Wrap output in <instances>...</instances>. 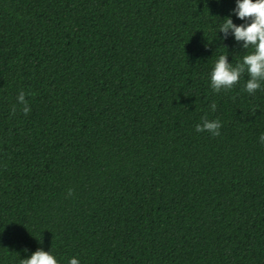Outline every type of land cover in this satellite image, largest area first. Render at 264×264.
<instances>
[{"label":"trees","instance_id":"trees-1","mask_svg":"<svg viewBox=\"0 0 264 264\" xmlns=\"http://www.w3.org/2000/svg\"><path fill=\"white\" fill-rule=\"evenodd\" d=\"M235 7L0 0V264H264V90L210 87Z\"/></svg>","mask_w":264,"mask_h":264},{"label":"clouds","instance_id":"clouds-1","mask_svg":"<svg viewBox=\"0 0 264 264\" xmlns=\"http://www.w3.org/2000/svg\"><path fill=\"white\" fill-rule=\"evenodd\" d=\"M232 14L244 23L236 25L231 17L224 18L219 32L223 33L225 38L229 35L234 36L236 42H242L243 49H252V51L244 55L242 61L235 65L228 62L227 55H220L210 74V87L214 93L230 92L239 84L241 77L247 74L245 91L250 96H254L258 90H264L262 89L264 84V0H236V7ZM16 99L17 104L12 106L11 114H16L17 105H19L20 111L28 115L31 107L25 92L20 91ZM211 108L213 111L216 110L215 103L211 105ZM221 128L219 119L209 120L204 117L202 124L196 125L195 131L207 132L213 137H219ZM259 139L261 144H264V134ZM72 194L70 189L68 195ZM20 264H58V261L51 252L38 249L30 258L21 259ZM69 264H80V261L74 257Z\"/></svg>","mask_w":264,"mask_h":264}]
</instances>
